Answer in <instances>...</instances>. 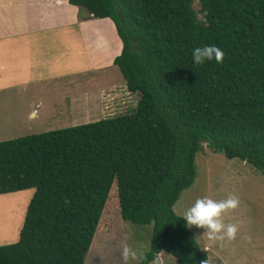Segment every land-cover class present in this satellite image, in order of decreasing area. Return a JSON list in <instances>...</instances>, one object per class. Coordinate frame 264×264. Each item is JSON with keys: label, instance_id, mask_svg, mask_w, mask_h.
Listing matches in <instances>:
<instances>
[{"label": "trees", "instance_id": "16d2710c", "mask_svg": "<svg viewBox=\"0 0 264 264\" xmlns=\"http://www.w3.org/2000/svg\"><path fill=\"white\" fill-rule=\"evenodd\" d=\"M70 3L112 19L122 42L113 63L139 99L132 112L0 141V193L34 188L0 264H84L112 190L122 220L152 224L143 264L160 252L202 264L173 205L203 144L264 173V0ZM205 45L223 64L193 63Z\"/></svg>", "mask_w": 264, "mask_h": 264}, {"label": "rangeland", "instance_id": "374dc122", "mask_svg": "<svg viewBox=\"0 0 264 264\" xmlns=\"http://www.w3.org/2000/svg\"><path fill=\"white\" fill-rule=\"evenodd\" d=\"M194 6L198 9L197 1H194ZM84 73L85 90L94 92L102 90L104 98L112 89L124 83L116 66L106 71L91 74L85 70ZM14 79L10 77L0 80V84H11L0 87V141L23 136L26 133H38L88 122L80 116L81 112L75 113L73 110V107L85 99L72 100L71 92L61 89H56L54 92L51 85L30 92L29 84L18 85L15 81L19 80ZM82 94L83 92L78 93V96L82 98ZM130 94L128 109L127 105L125 107L127 112L135 110L139 99L138 92H130ZM120 97L121 93H118L117 100ZM83 98H86L84 94ZM29 105L33 106V111L36 110V116L25 120L20 131L5 130V125L12 126L7 121L12 117L16 107L28 109ZM195 168L196 176L192 185L180 193L173 205L177 215L183 216V212L200 197L207 196L220 201L232 194L240 201L235 211L222 217L226 225L234 223L239 226L235 240L212 242L204 234V229L188 226L207 256V260L202 264H264V173L238 158H228L222 151H214L205 144L202 151L196 153ZM33 192L34 188H27L0 194V245L18 239L17 229L23 224ZM115 193L116 191L112 190L109 200L107 199L105 203L84 264H123L120 241L125 233L130 236L129 243L133 247L141 245L142 250L149 249L152 224L139 225L122 220ZM157 255L160 264H176L174 256L169 253L162 252L161 255Z\"/></svg>", "mask_w": 264, "mask_h": 264}, {"label": "crops", "instance_id": "0c3cea01", "mask_svg": "<svg viewBox=\"0 0 264 264\" xmlns=\"http://www.w3.org/2000/svg\"><path fill=\"white\" fill-rule=\"evenodd\" d=\"M121 49L122 42L111 18L93 17L70 0H0V80L15 78L19 80L15 84H29L30 92L48 85L54 92L56 89L71 92L72 100L85 99L73 110L81 112L80 116L88 122L128 109L131 94L125 81L111 90L115 94L107 93L106 98L102 90H85L84 85L85 70L92 74L113 68L116 66L113 60ZM81 92L86 98L83 94L82 98L78 96ZM118 93H121L119 100ZM32 107L17 106L12 117L5 119L12 126L5 125L4 129L20 131L23 122L37 114ZM19 229L20 226L17 235Z\"/></svg>", "mask_w": 264, "mask_h": 264}, {"label": "clouds", "instance_id": "9594fccd", "mask_svg": "<svg viewBox=\"0 0 264 264\" xmlns=\"http://www.w3.org/2000/svg\"><path fill=\"white\" fill-rule=\"evenodd\" d=\"M224 52L215 45L197 47L192 52L193 63L197 66L203 65L206 61H213L223 64ZM65 203H68L66 200ZM240 205L239 198L229 194L227 199L216 201L210 197L197 198L194 204L183 212V220L186 225L204 229V234L209 241L235 240L239 232V226L234 223L225 224L222 217L227 213L235 211ZM130 236L125 233L120 241L121 260L123 264H143L147 259L146 253L141 245L133 247L130 243ZM152 264H160L159 258L152 261Z\"/></svg>", "mask_w": 264, "mask_h": 264}]
</instances>
